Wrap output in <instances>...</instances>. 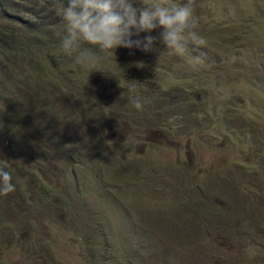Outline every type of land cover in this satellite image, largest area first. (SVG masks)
Instances as JSON below:
<instances>
[{"label":"rangeland","instance_id":"obj_1","mask_svg":"<svg viewBox=\"0 0 264 264\" xmlns=\"http://www.w3.org/2000/svg\"><path fill=\"white\" fill-rule=\"evenodd\" d=\"M68 3L0 0V264H264V0H193L195 67L99 70L61 50Z\"/></svg>","mask_w":264,"mask_h":264},{"label":"clouds","instance_id":"obj_2","mask_svg":"<svg viewBox=\"0 0 264 264\" xmlns=\"http://www.w3.org/2000/svg\"><path fill=\"white\" fill-rule=\"evenodd\" d=\"M59 15L65 25L62 52L68 57L78 53L79 60L93 70H99L95 66L104 53H114L118 47L148 52L159 44L180 57L191 52L193 67L207 55L202 50L206 41L196 30L193 0L181 5L172 0H141L139 6L133 0H69ZM129 92L134 94V107L143 110L138 89ZM15 190L11 173L0 167V195Z\"/></svg>","mask_w":264,"mask_h":264}]
</instances>
